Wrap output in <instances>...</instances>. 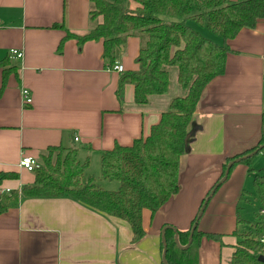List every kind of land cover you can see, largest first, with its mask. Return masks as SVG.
I'll return each mask as SVG.
<instances>
[{
    "label": "crops",
    "instance_id": "obj_1",
    "mask_svg": "<svg viewBox=\"0 0 264 264\" xmlns=\"http://www.w3.org/2000/svg\"><path fill=\"white\" fill-rule=\"evenodd\" d=\"M123 2L135 7L134 0ZM90 10L89 0H0V62L7 60L4 68L13 70L1 89L0 68V173L17 176L0 183V195L19 194L17 206L0 215V264H161V229L186 231L226 159L246 152L259 139L264 122V19L225 42L224 72L203 89L187 130L178 193L153 216L142 211V239L131 243L125 222L70 199L22 197L21 188L34 182V175L19 167L22 157L37 162L48 148L76 150L78 162L87 163L86 174L94 177L88 173L91 159L98 163L115 145L127 147L145 139L171 100L185 95L176 70L169 69L167 93L136 105L133 86L119 89L118 82L122 73L137 69L138 36L125 39L111 66L102 58V41L78 44L64 39L67 34L83 36L100 21L90 20ZM209 34L213 38H207L222 44ZM10 50L23 58H9ZM117 65L123 69L120 74L112 71ZM23 89L30 94L29 106ZM252 174L238 163L207 202L196 228L219 240L199 242L197 264L232 263L234 232L247 225H236L244 203L240 197L248 193L244 188ZM97 176L96 182L109 190L105 184L113 182L100 180L99 172ZM249 195L254 196L253 188Z\"/></svg>",
    "mask_w": 264,
    "mask_h": 264
},
{
    "label": "trees",
    "instance_id": "obj_2",
    "mask_svg": "<svg viewBox=\"0 0 264 264\" xmlns=\"http://www.w3.org/2000/svg\"><path fill=\"white\" fill-rule=\"evenodd\" d=\"M89 1L90 20L100 21L85 35L67 34L64 39H74L78 44L102 41V58L111 66L125 39L138 36L142 44L135 60L137 69L120 75L119 89L126 84L132 85L134 103L146 105L149 97L167 93L168 71L175 69L177 84L185 95L171 100L168 110L161 115L159 123L151 127L145 139H137L127 147L115 145L101 154L100 180L116 182V190L102 188L94 177L87 175L88 164L78 162L76 150L52 147L37 161L39 168L32 172L33 184L22 187L20 195L29 199H70L105 217L125 222L131 232V243H135L144 236L142 211L147 210L153 216L178 193L179 160L187 149V130L203 89L224 72L228 54L225 42L233 39L241 29H252L258 20L264 19V0H134L133 9L125 6L123 0ZM191 24L219 37L222 44L201 35ZM6 65L7 60L0 62L3 68L1 89L13 71L4 68ZM263 143L264 122L256 144L226 159L214 186L223 177L227 163L257 150ZM251 160L239 164L248 166L252 172ZM14 179L17 176L13 173H0V183ZM252 188L260 210L264 209V176L254 175ZM243 196L242 193L240 201ZM18 201L17 192L1 194L0 215L16 207ZM199 209L189 228L177 231L181 246L188 242ZM243 223L248 224L238 216L236 225ZM253 229V233L234 232L238 240L231 264H264L257 260L258 256H264V245L260 243L264 238V220L256 222ZM173 235L170 230L165 232L167 264H197L199 242L203 238L219 240L218 235L196 228L190 246L182 251L174 244Z\"/></svg>",
    "mask_w": 264,
    "mask_h": 264
},
{
    "label": "rangeland",
    "instance_id": "obj_3",
    "mask_svg": "<svg viewBox=\"0 0 264 264\" xmlns=\"http://www.w3.org/2000/svg\"><path fill=\"white\" fill-rule=\"evenodd\" d=\"M131 9V8H130ZM195 13V11H193V14ZM191 27L198 31L201 35L205 36V37H211L213 38V36H211L208 31L206 29H201L195 25L191 24ZM216 39L215 41H217L218 43H220V40L218 38H214ZM172 70V72L175 69H170ZM171 77H172V73H171ZM263 152L259 155H257L253 160H252V168L255 170V174L256 175H263L264 176V159L262 156ZM90 168H88V173L94 175V177H98V172H99V162L96 163L95 159H91V164ZM252 174V172H250ZM100 174V172H99ZM252 174V177L255 175ZM251 175L248 177V179L246 180V184H245V192H248L247 194L243 193L244 198L242 202H244L243 204H241L240 209H239V215L242 221L247 222L248 224L246 225V227H239L240 233L242 231H253L252 226L259 220H262L259 216V205L257 203H255L254 200V196L253 195H249V193H252V187H251V179H252ZM107 185V188L109 190H116L118 187V184L116 182L113 183H108L105 184ZM246 202V203H245ZM236 240H238V238H236Z\"/></svg>",
    "mask_w": 264,
    "mask_h": 264
},
{
    "label": "water",
    "instance_id": "obj_4",
    "mask_svg": "<svg viewBox=\"0 0 264 264\" xmlns=\"http://www.w3.org/2000/svg\"><path fill=\"white\" fill-rule=\"evenodd\" d=\"M264 149V143L262 145H260L258 147L257 150L245 155V156H242L240 158H237L235 160H232L231 162H229L227 165H226V168H225V172L223 174V177L221 178V180L214 186V188L211 190V192L209 193V195L205 198V200L203 201V204L202 206L200 207L199 209V212L197 214V217H196V220L193 224V226L191 227V230H190V233H189V236H188V242L185 246H181L179 244V241H178V233L177 231L172 228L171 226H164L161 231H160V242H161V264H167L166 262V240H165V232L167 230H170L173 232V240H174V244L176 245V247L179 249V250H182V251H185L188 249V247L190 246L191 244V241H192V236H193V233H194V230L196 229V226H197V223H198V220L200 219L202 213H203V210L207 204V202L209 201V199L212 197V195L214 194L215 190L221 185L223 184L226 179H227V176H228V173H229V170L231 169V167L235 164H238L242 161H245L247 159H250L252 157H254L259 151L263 150ZM257 260L259 262H262L264 263V256H258L257 257Z\"/></svg>",
    "mask_w": 264,
    "mask_h": 264
},
{
    "label": "built area",
    "instance_id": "obj_5",
    "mask_svg": "<svg viewBox=\"0 0 264 264\" xmlns=\"http://www.w3.org/2000/svg\"><path fill=\"white\" fill-rule=\"evenodd\" d=\"M9 58H12V59H22L23 58V54L21 52L16 51V50H10L9 51ZM112 71L120 74V73L123 72V69H122L121 66H118L117 65V66H114L112 68ZM21 95H22V97L24 99V104L26 106H29L31 104V98H30L29 92L27 90L23 89L21 91ZM75 141H76V139H75ZM19 167L21 169L27 171V172H31L32 173L33 171H35L36 169L39 168V164L35 160H33L31 158L22 157L20 159V161H19ZM259 216L262 219H264V209L259 210ZM260 243L262 245H264V240L261 239L260 240Z\"/></svg>",
    "mask_w": 264,
    "mask_h": 264
}]
</instances>
